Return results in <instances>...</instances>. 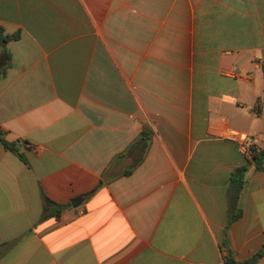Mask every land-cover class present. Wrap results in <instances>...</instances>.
<instances>
[{"label": "crops", "instance_id": "0c3cea01", "mask_svg": "<svg viewBox=\"0 0 264 264\" xmlns=\"http://www.w3.org/2000/svg\"><path fill=\"white\" fill-rule=\"evenodd\" d=\"M0 28L29 164L0 141V264H264V163L226 137L264 151V0H0Z\"/></svg>", "mask_w": 264, "mask_h": 264}, {"label": "trees", "instance_id": "16d2710c", "mask_svg": "<svg viewBox=\"0 0 264 264\" xmlns=\"http://www.w3.org/2000/svg\"><path fill=\"white\" fill-rule=\"evenodd\" d=\"M18 34H11V35H4L3 29L0 28V73H4V67L7 66L9 62V55L5 49V44L9 41H14L18 39ZM264 69V67H262ZM151 130L148 127H143L138 137L132 142L131 148L137 152V158L134 161V167L137 166L144 158V155L150 145L151 140ZM0 141L4 145V147L18 156V158L23 161L27 166H29L28 162L26 161L23 154L18 151L17 142H9L5 140L2 136H0ZM253 159H254V166L257 169L262 168V163H264V151L258 150L257 148H253ZM247 171V166H243L239 168L232 178V184L236 189V193L240 192V189L244 182V176ZM127 174V173H126ZM42 201H43V213L41 219H47L50 217L58 216L62 211L70 207V204L61 205L57 204L50 199H48L44 194H41ZM239 216V211H236L230 216V222L236 219ZM256 257L261 256V251L258 252ZM248 264L251 263V260L247 262ZM223 264H237L231 253L229 252L228 255L224 258Z\"/></svg>", "mask_w": 264, "mask_h": 264}, {"label": "built area", "instance_id": "2783aa9c", "mask_svg": "<svg viewBox=\"0 0 264 264\" xmlns=\"http://www.w3.org/2000/svg\"><path fill=\"white\" fill-rule=\"evenodd\" d=\"M227 139L237 141L243 151L244 157L248 164L254 165L253 148H256L258 140L255 137L241 134L235 130H230L227 134Z\"/></svg>", "mask_w": 264, "mask_h": 264}, {"label": "water", "instance_id": "95a60500", "mask_svg": "<svg viewBox=\"0 0 264 264\" xmlns=\"http://www.w3.org/2000/svg\"><path fill=\"white\" fill-rule=\"evenodd\" d=\"M81 200L82 199H74V200H72L71 201L72 207H77L80 204Z\"/></svg>", "mask_w": 264, "mask_h": 264}]
</instances>
